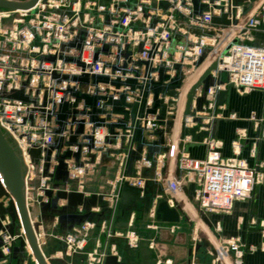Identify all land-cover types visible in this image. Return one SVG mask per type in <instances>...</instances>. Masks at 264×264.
<instances>
[{"label": "built area", "instance_id": "built-area-1", "mask_svg": "<svg viewBox=\"0 0 264 264\" xmlns=\"http://www.w3.org/2000/svg\"><path fill=\"white\" fill-rule=\"evenodd\" d=\"M198 3L206 6L200 14H195V0H39L28 10L0 9V129L19 150L26 205L39 246L45 234L35 221L34 209L50 201L48 192L72 193L69 183L62 189L52 186L61 162L76 192L90 197L86 178L94 174L103 157L118 161L110 192L98 194L110 210L102 224L105 245L87 254L88 264H104L109 256L120 263L112 240L119 235L114 224L125 183L138 189L140 197L146 196L149 183L159 185L161 194L154 196L150 210L153 220H157L160 200L175 207L178 198L192 194L199 214H214L228 213L237 202L251 198L264 162L250 165L241 158L243 142L248 139L245 131H239L231 143L233 156H224L223 142L214 137V125L220 118L237 119L236 114L226 116L225 104L217 101L230 86L241 96L264 92V46L256 44L257 35L264 33V0L248 15L236 0ZM224 16L230 24L213 22ZM214 62L218 66L211 71L213 85L195 90L191 113L186 116L189 91ZM84 76L89 77L88 83L80 81ZM93 76H104L108 82L93 83ZM158 87L162 90L156 95ZM21 90L29 102L9 97ZM84 96L99 98L96 110ZM122 99V113L115 112ZM156 100L160 105L153 113ZM64 103L67 117L60 125L58 115ZM250 120L257 132L251 150L256 158L258 145L264 141V113ZM183 128L206 133L200 141L207 147L204 158L186 151L195 141L191 133L181 138ZM139 130L144 139L141 152L136 140ZM161 130L165 143L157 144ZM74 137L76 143L71 144ZM32 149L41 150L38 163L29 154ZM68 152L71 155L66 157ZM134 152L137 155L129 172ZM150 170L152 175L146 176L144 172ZM11 200L0 202L7 207ZM6 223L11 224L9 216L2 221L3 227ZM96 226L86 220L73 227L63 236L65 251L59 255L82 254ZM17 228V235L0 230L3 256H11L24 241L19 224ZM177 228L171 226L172 231ZM125 238L130 247H137L139 238L134 232ZM24 248L36 262L32 251ZM257 249L240 238H230L215 249L216 255L211 249L210 253L219 262L231 258L230 264H245L246 254Z\"/></svg>", "mask_w": 264, "mask_h": 264}, {"label": "crops", "instance_id": "crops-1", "mask_svg": "<svg viewBox=\"0 0 264 264\" xmlns=\"http://www.w3.org/2000/svg\"><path fill=\"white\" fill-rule=\"evenodd\" d=\"M262 1L247 0V4L241 3V6L243 9L247 8L245 14L248 15L255 12ZM256 39V44L264 46V33L258 34ZM228 92L229 90L225 93L222 101L225 104L223 111L227 114L226 116L236 114L237 119L220 118L216 120L219 122L214 125V137L223 142V155L226 157L233 156L231 143L239 131H245L248 139L243 142L241 158L245 159L250 165H254L259 161L264 162V141H261L258 145L257 157L253 158L251 156L252 143L257 132L254 123L250 120L252 117L264 113V92H253L244 96L239 95L235 89L231 95ZM200 145L192 151V155L196 158H204L206 155L207 147L203 144ZM106 160L108 163L105 166L109 174L101 173L99 175L100 173H97L98 167ZM117 168V159L110 157L101 159L94 174L85 180V190L87 193L92 194L90 197L77 193L74 180L64 171L57 178L59 182L56 185L59 189H62L70 181L69 185L72 187V193L70 194L82 195L81 202L70 203L68 199H59L56 207H54L52 200L57 195L52 194L49 202L34 209L35 221L41 226L45 234L40 248L50 264H88L87 254L93 250L98 249L100 251L104 248L106 238L102 224L109 219L110 210L107 201L98 194L110 192V181L115 178ZM152 173V170L144 172L146 176H150ZM261 173L262 176H260L250 199L237 202L233 210L228 213L212 214V228H209L203 222L207 226V228L205 227L207 236L200 237L198 234V237L197 230L192 229L193 222L191 221L193 220L189 218V212L195 210L199 214L196 202L190 199L192 194H188V198L184 196L178 198V205L181 208L180 221L168 223L157 218V230L150 227V223H152L150 210L153 207L154 196L161 194L159 185L154 182L149 183V186L156 184V187L153 192L150 190L145 197L135 196L133 193H128L125 199L121 197L114 224L115 231L119 235L112 240L120 257V263H117L116 260L115 264H192L193 256L196 258L195 264H230L231 258L219 262L210 253V249L213 251L219 248L225 240L230 238H240L247 244L258 248L255 252L246 254L245 264H264V168L261 169ZM107 175L109 177H106ZM160 203L161 200L156 207L157 214ZM80 206L83 207L82 212H79ZM148 207L150 210H148ZM94 208H99L100 211L95 212ZM86 220L95 222L97 226L90 232L89 241L84 252L80 255L61 257L59 254L65 251L63 236L71 231L73 227ZM172 225H176L178 228L172 231ZM128 232H134L139 238L136 248L129 246L125 238V234ZM202 239H206L210 247L202 245ZM50 244H54V250L46 254L44 249ZM199 244L201 246L196 251ZM14 250L11 256H5V264H14V260L17 261V264H35L31 261L30 252L27 248L18 252ZM25 252L26 255L21 257ZM15 256L18 258L16 259ZM107 259L104 264H107ZM2 262L0 259V264H4ZM109 264L113 263L110 262Z\"/></svg>", "mask_w": 264, "mask_h": 264}, {"label": "water", "instance_id": "water-1", "mask_svg": "<svg viewBox=\"0 0 264 264\" xmlns=\"http://www.w3.org/2000/svg\"><path fill=\"white\" fill-rule=\"evenodd\" d=\"M39 0H19L18 2L16 1H8V0H0V9H7V10H28L33 8ZM238 4L244 3L245 5L247 4V0H236ZM204 6L200 5L198 3V0H195V14H200ZM247 11V8H244V12ZM214 23H221L228 25L230 24L229 20L227 19L226 16L219 18L215 17L213 19ZM203 57L200 59L199 63L203 61ZM218 66L217 62H214L208 70L203 74V76L198 80V82L191 88L189 91V94L187 96V104H186V110H185V115H189L191 113V103H192V98L193 94L196 89L199 87L203 86L205 90H208L210 86L213 85L212 78H211V71L216 70ZM165 79V76L161 72V77L160 81H163ZM75 80H78L75 78ZM80 81L88 83L89 82V77L84 76L83 78L80 79ZM93 83H99V82H108V78L104 76H93L92 77ZM133 84V83H132ZM119 86L120 83H117ZM162 89L160 87L155 89L156 95L161 91ZM234 89L230 86L229 87V94L231 95L232 91ZM225 94H219L217 101L218 104H221L223 101ZM12 99H18L22 100L25 102H29L30 99L28 96L24 95L23 90L18 91L13 93L12 95L9 96ZM86 102L88 105L92 106L94 110H96V105L98 101V97H89V96H84ZM202 102L203 99H200L198 101V109H202ZM124 103V99H122L117 106H115L114 111L118 113H122V109L120 108V105ZM160 105V103L156 100V106L154 109L151 110V112L155 113L156 108ZM67 107L68 105L64 103L61 108V113L58 115V120L59 124L63 125V122L65 121L67 117ZM136 106H134V113H135ZM225 115H227L225 113ZM165 113L160 116V118H164ZM31 119H33V116H31ZM219 121H216V123ZM172 127V123L168 124V132L170 131L169 129ZM84 129V125L81 124L79 128V132L82 133ZM197 129L195 130H187L186 128H183L182 133H181V138L183 139L186 134L191 133L194 136V143L189 144L185 147L186 151L189 152L192 155V151L198 147H200V141L202 140L203 136L206 133H200L196 134ZM60 130H57L56 133H60ZM158 135L160 137L159 141L157 144H164L165 139H164V132L161 130L158 132ZM136 140L139 143L138 146V152L142 151L143 147V136H142V131L139 130L137 135H136ZM71 144L76 143V138H72L70 141ZM183 148V144H180V149ZM166 150V148H165ZM29 154L32 157L33 162L38 163L39 161V156L41 154L40 149H32L29 151ZM50 154V152H49ZM71 155V152H68L66 154V157H69ZM137 153H133L131 156L130 160V166L129 170L131 171V168L134 164V161L136 159ZM193 156V155H192ZM194 157V156H193ZM64 168V164L61 162L60 166L58 167V175L62 174V169ZM23 164H22V159L19 155V150L16 146H14L12 143L9 142V140L6 137V134L2 132L0 129V199L4 198H9L12 199L7 207L4 206L3 202H0V230H8L10 234H14V226L17 221H21V224L23 226L24 232H25V237L27 239V242L31 248V251L36 259L37 264H49V262L46 260L44 257L40 246L37 242V239L35 237L34 229L29 217L28 213V208L26 205V200H25V182H24V173H23ZM177 176L181 175V172L177 170L176 172ZM154 186H149L147 185L146 188V194L150 192V190L153 192V189L156 187V184H153ZM184 191L186 193L189 192L188 187L184 188ZM128 193H133L135 196L139 195V190L136 188L129 187L127 183L123 185L122 188V199H125ZM48 195L51 196V192H48ZM59 199H68L70 203L73 202H81L82 200V195L79 194H66L65 192H59L57 194V197L52 200V205L56 207V204ZM190 199L192 200L193 197L190 196ZM180 215H181V208L178 204L175 203V207H170L167 201H161L158 207V215L157 218L158 220H161L163 222H168V223H177L180 221ZM6 216H9L11 219V225L8 227H3L2 221L5 220ZM212 214H201V219L205 224L208 225L209 228L213 227V223L211 221ZM1 243V240H0ZM201 244L205 245L207 247H210L208 241L206 239L201 240ZM25 243L21 241L20 246L15 248V252L22 251L24 249ZM200 244L197 246L196 251L200 248ZM192 252V251H191ZM213 253L216 255L217 252L216 250H213ZM17 259L18 257L15 256ZM112 262L115 264L116 258L115 257H109L107 259V264Z\"/></svg>", "mask_w": 264, "mask_h": 264}, {"label": "rangeland", "instance_id": "rangeland-1", "mask_svg": "<svg viewBox=\"0 0 264 264\" xmlns=\"http://www.w3.org/2000/svg\"><path fill=\"white\" fill-rule=\"evenodd\" d=\"M5 22V21H4ZM11 21H7V23L9 24ZM6 23V24H7ZM223 77H225V75L223 76ZM104 163H106V164H104ZM102 165H100L99 167H98V169L99 170H97V173L99 174V175H101V173L103 174V173H106V174H109V172L107 173V170H106V166L105 165H107V163H108V161L106 160L105 162H104ZM62 173H64V168L62 169ZM99 171V172H98ZM58 173V172H57ZM58 177H60V175H58V174H56V177L53 179V183H52V186L53 187H55L56 189L58 188V186L56 185V183H58L59 181V179L57 180V178ZM106 177H109L108 175L106 176ZM101 178V177H100ZM107 179V178H106ZM105 179V180H106ZM38 182V181H37ZM37 182H35L33 185H35V186H37L38 185V183ZM69 183H70V181H69ZM61 186V185H60ZM65 186V185H64ZM63 186V187H64ZM59 189V188H58ZM59 191L61 192H64L63 190H58L57 192H56V195L59 193ZM66 193V192H65ZM66 194H68V193H66ZM51 195H52V192H51ZM148 210H150L149 209V207H148ZM189 214L190 215H188L189 216V218L191 219V220H193V221H191V222H193V224H192V229H194L195 231L197 230V236L199 237V235H198V232H199V225H203V227L205 228H207V226L203 223V221H202V219H201V214H198L195 210L193 211V210H190V212H189ZM151 220V222L152 223H150V225H157V223H156V220H152V219H150ZM18 224L19 223H16V225H15V228H14V234H18L19 232H20V230L17 228V226H18ZM5 226H7V223H6V225ZM9 226V225H8ZM19 227H20V229L22 230V228H21V225L19 224ZM199 228V229H198ZM17 229V230H16ZM201 230V229H200ZM23 231V230H22ZM18 244V243H17ZM20 246V244H18V247ZM54 244H50L48 247H46L45 249H44V251H45V253L46 254H49V253H51L53 250H54ZM29 248V247H28ZM26 255V252H25V254L24 255H22L21 257H24ZM0 256H1V260L3 261V259L5 260V256H2L1 254H0ZM48 261V260H47ZM14 264H17V261L16 260H14V262H13ZM36 263V262H35ZM49 264H50V262H49Z\"/></svg>", "mask_w": 264, "mask_h": 264}, {"label": "bare ground", "instance_id": "bare-ground-1", "mask_svg": "<svg viewBox=\"0 0 264 264\" xmlns=\"http://www.w3.org/2000/svg\"><path fill=\"white\" fill-rule=\"evenodd\" d=\"M130 160H131V159H130ZM1 201H3V200H1ZM16 223H19V224L21 225V228H22V230H23V233L25 234L24 229H23V226H22V224H21V221L19 220V221H17ZM16 223H15V225H16ZM10 225H11V224H10ZM10 225H9V226H10ZM5 227H8V225L5 226ZM14 228H15V226H14ZM199 228H200L201 230H200ZM199 228H198V229H199L200 232H198V234L200 235V237H201V236H207L206 233H205V232H206V229L203 227V225H202V226L199 225ZM33 229H34V228H33ZM23 242L25 243V246H27V247L30 248V246H29V244H28V242H27L26 237H24V241H23ZM40 249H41V248H40ZM30 250H31V248H30ZM35 260H36V259H35Z\"/></svg>", "mask_w": 264, "mask_h": 264}]
</instances>
